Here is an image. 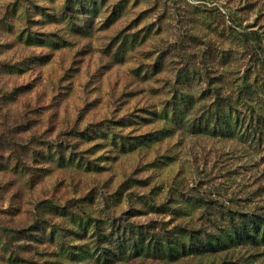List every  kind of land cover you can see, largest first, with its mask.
<instances>
[{
  "label": "rangeland",
  "instance_id": "rangeland-1",
  "mask_svg": "<svg viewBox=\"0 0 264 264\" xmlns=\"http://www.w3.org/2000/svg\"><path fill=\"white\" fill-rule=\"evenodd\" d=\"M130 224L219 247L111 264H264V0H0V264Z\"/></svg>",
  "mask_w": 264,
  "mask_h": 264
},
{
  "label": "trees",
  "instance_id": "trees-1",
  "mask_svg": "<svg viewBox=\"0 0 264 264\" xmlns=\"http://www.w3.org/2000/svg\"><path fill=\"white\" fill-rule=\"evenodd\" d=\"M228 114L229 113L221 114V118L218 116L220 113L216 115L213 129L217 128L218 125L221 126L220 122L225 123V125L230 128L231 122ZM98 131H101V129ZM89 135L90 134H87V137H89ZM157 209L159 211V205H157ZM179 211L180 209H178V212ZM242 221L239 227L234 224L232 230L233 234L229 232L228 235H230V237L228 240L232 241L234 238L240 241L251 240L253 242L260 231V224H257L255 220L251 219H243ZM93 224L95 229H99L97 220H93ZM131 225L132 224L127 228L125 226L123 234L115 238L112 230L108 234L101 235L103 237L101 243L106 244L107 247L97 258H102L105 264H111L122 260L124 253L131 252V255L135 257L144 254L153 259L168 257L169 259L176 260L185 253L200 254L204 251H214L219 247L216 246L210 238H200L194 235L193 230L184 229L181 231V234L178 233L176 235H170L172 231L167 230L164 236L160 237L162 241H159V232H156L154 228L137 229V232H134V228H132ZM252 231L254 232L253 235L250 233ZM126 232L128 233L127 237ZM117 234H119V231H117ZM131 234H133V236H130ZM135 235H137V238ZM262 235L264 238V232ZM186 238L189 244H186Z\"/></svg>",
  "mask_w": 264,
  "mask_h": 264
}]
</instances>
